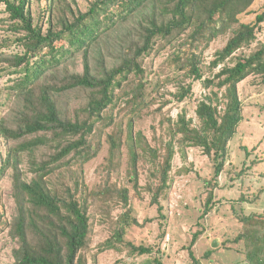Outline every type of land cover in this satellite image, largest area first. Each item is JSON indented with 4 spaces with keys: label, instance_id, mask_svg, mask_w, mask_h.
Returning a JSON list of instances; mask_svg holds the SVG:
<instances>
[{
    "label": "trees",
    "instance_id": "obj_1",
    "mask_svg": "<svg viewBox=\"0 0 264 264\" xmlns=\"http://www.w3.org/2000/svg\"><path fill=\"white\" fill-rule=\"evenodd\" d=\"M255 1L92 0L83 11L74 9L67 0H47L44 9L47 20L36 21L31 0H0L7 12L0 23L7 24L14 34L12 39L6 38V43H0V83L8 75L7 89L14 95L11 110L0 120V140L9 142L7 156L0 166V180L12 170L16 203L11 219L0 205V232L9 229L11 238L17 242L12 250L13 264H88L83 250L90 240L92 202L80 191L78 179H74L73 185L65 182L66 168L73 164L83 168L98 155L102 143L99 140L95 143V139L102 137L100 123L107 119V111L115 103V90L123 81H133L131 75L138 78L131 88L132 97L141 96L145 86L142 58L152 51L157 38H176L189 29L192 41L197 42L205 39L208 31L210 40L228 30L232 35L211 62L213 70L224 64L212 76L205 77L199 56L194 54L187 59L188 77L204 81L206 88H218H212L199 101L198 125L183 114L176 121L170 119L173 123L168 128L169 140L161 149L150 148L152 161L158 162L153 202L158 203L170 187L176 151L200 147L214 164L213 178L205 180L209 191L202 217L212 212L229 143L243 120L238 85L252 74L261 76L264 82V42L257 50L232 58L239 49L250 46L262 28L264 8L255 20H241V15L251 11ZM132 18L138 26L135 24L132 31H125L123 26L131 23ZM216 23L220 26H212ZM101 41L104 45L99 47ZM6 45L7 50H3ZM13 45L21 49L9 52ZM81 53L80 71L77 66L71 68L70 61ZM230 59L233 65L229 64ZM192 90L191 83L182 86L176 93L178 100L184 101ZM0 91H3L1 87ZM75 93L82 97L79 96L77 107L72 108L69 96ZM128 138L130 179L137 187L140 150L147 151L149 144L142 132H131ZM108 140L110 162H113L121 149L122 136L111 133ZM25 157L33 173L31 178L21 167ZM111 187L127 206L130 190L124 186ZM97 192L90 194L97 196ZM129 213L130 210L123 213L127 218L121 215L122 222L129 223ZM243 223V232L236 240L244 242L246 260L250 264H264V214L246 215ZM124 233L125 227L118 228L105 246L116 249ZM197 238L198 233L192 245ZM153 251L152 246L131 245V252L140 255H150ZM190 253L195 258L194 252ZM125 264L164 262L160 257H149Z\"/></svg>",
    "mask_w": 264,
    "mask_h": 264
},
{
    "label": "rangeland",
    "instance_id": "obj_2",
    "mask_svg": "<svg viewBox=\"0 0 264 264\" xmlns=\"http://www.w3.org/2000/svg\"><path fill=\"white\" fill-rule=\"evenodd\" d=\"M67 1L74 9L86 11L92 0ZM46 4L47 0H31L36 21L47 20L48 15L44 13ZM263 8L264 0H256L251 11L241 15V20H255ZM5 16V4L0 3V18ZM135 24L137 22L132 18L131 23L128 22L123 27L125 31H132ZM215 25L220 26L217 23L212 24ZM190 31L189 29L176 38H157L152 51L142 58V79L145 83L142 98L132 97L131 88L139 79L131 75L133 81L125 80L122 86L116 88L115 103L109 107L107 119L100 123L102 137L97 136L95 139V143L98 140L102 143L98 155L83 168L78 164L66 168L68 173H65V182L73 185L74 179H78L81 183L80 191L92 202L90 240L83 250L88 264H125L142 262L149 257H160L164 264H197L195 258L200 264H250L246 260L244 242L237 241L236 238L243 232L244 216L264 214V82L261 76L252 74L238 85L244 108L243 120L229 143L226 165L218 178L219 186L215 189L212 212L202 217L209 191L205 180L213 178L214 164L211 157L200 147L176 151L170 187L162 193L158 203L153 202V189L158 183L155 176L158 162L152 161L150 148L161 149L163 143L169 140L168 128L173 123L170 119L176 121L183 114L187 119H194V125H198L196 109L199 101L212 88H218H206L204 81L188 77L187 59L194 54L199 56L205 77L212 76L224 64L213 70L211 62L216 57V52L226 45L232 35V31L228 30L210 40L208 31L205 39L197 42L192 41ZM8 36L12 39L13 32L8 30L7 24L0 23V43H6ZM263 42L264 23L258 30L257 39L250 46L239 49L232 58L257 50ZM103 45L104 42L101 41L99 47ZM20 49L13 45L9 52ZM3 50H7V45ZM75 58L77 65L76 60L71 59L70 67L76 69L77 66L81 71L83 54ZM233 62L229 60L230 65ZM189 83L193 86L192 93L184 101L178 100L176 93ZM9 84L8 75L1 78L0 87L3 91H0V120L9 113L14 104V95L7 89ZM79 96L82 97L78 93L69 96L72 108L80 103ZM131 132H142L149 144V148L146 146L147 151L140 150L137 187L130 179L131 146L128 135ZM111 133L122 136L121 149L113 162H110L111 143L108 140ZM8 147L9 142L0 140V166L7 156ZM26 159L28 160L25 157L21 167L31 178L33 173L29 170L30 165ZM11 173L12 170L7 171L0 180V205L9 219L16 209ZM107 184L111 191L106 189ZM111 186H124L130 190L127 206L113 193L115 188ZM96 191L104 195L98 192L97 196L90 194ZM160 206L162 210L159 209ZM128 210L129 223L126 224L121 221V215ZM123 216L127 218L126 214ZM120 227H125L123 241L116 249L105 246L106 241ZM196 233L198 238L192 245ZM215 240L218 241L216 247L213 246ZM132 244L152 246L154 251L150 255L133 253ZM16 246L17 242L11 238L9 229L2 230L0 264H13L12 250Z\"/></svg>",
    "mask_w": 264,
    "mask_h": 264
},
{
    "label": "water",
    "instance_id": "obj_3",
    "mask_svg": "<svg viewBox=\"0 0 264 264\" xmlns=\"http://www.w3.org/2000/svg\"><path fill=\"white\" fill-rule=\"evenodd\" d=\"M217 245H218V241L215 240V241L213 242V246L216 247Z\"/></svg>",
    "mask_w": 264,
    "mask_h": 264
}]
</instances>
